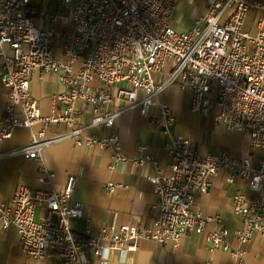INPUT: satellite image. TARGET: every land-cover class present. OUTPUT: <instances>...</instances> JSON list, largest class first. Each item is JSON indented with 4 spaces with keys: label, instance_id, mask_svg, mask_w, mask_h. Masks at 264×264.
Wrapping results in <instances>:
<instances>
[{
    "label": "built area",
    "instance_id": "built-area-1",
    "mask_svg": "<svg viewBox=\"0 0 264 264\" xmlns=\"http://www.w3.org/2000/svg\"><path fill=\"white\" fill-rule=\"evenodd\" d=\"M205 2L206 12L194 27L176 33L172 28L175 0H60L59 14L52 16L38 10L32 0H0V82L8 91L0 115V144L16 128L41 125L28 144L0 153V160L21 156L41 161L46 147L69 139L76 145L111 148L115 163H150L155 172L146 178L157 197V216L150 226L102 229L95 237L86 230L88 236L81 241L71 228L72 220L83 216L80 204L69 203L75 186L72 177L60 192L17 185L8 202L0 200V224L16 230L25 255L40 262L52 258L86 264L89 256L105 257L112 249L135 250L138 240L179 245L191 229L204 231L206 225L221 222L220 217H205L194 208L196 194L208 193L219 172L227 185L239 179L246 188L236 189L231 198V209L243 225L233 238L243 244L255 235L264 237V3ZM253 9L263 13L256 21V32L248 33L244 21ZM36 15L66 29H43L36 25ZM58 39L62 59L55 54ZM166 70L163 80H154V73ZM34 72L55 76L64 87L53 96L59 108L52 107L48 116L30 92ZM172 85L192 91V111L209 116L216 107L218 125L247 132L251 145L261 150L259 159L241 160L228 152L198 154L187 137H174L175 120L169 106L161 102H157L159 115L151 122L170 142V175L148 155L124 156L115 134H87L90 128L114 126L123 112H111L114 100L124 101L129 109L138 107L141 116L147 117L158 95ZM81 105L91 110L89 124L78 122ZM62 124L69 130L47 135L52 126ZM52 178L48 174L38 181L50 183ZM40 207L43 215L37 214ZM206 243L210 250L229 253L246 264L242 250L231 246L228 229L213 230L206 235Z\"/></svg>",
    "mask_w": 264,
    "mask_h": 264
},
{
    "label": "crops",
    "instance_id": "crops-1",
    "mask_svg": "<svg viewBox=\"0 0 264 264\" xmlns=\"http://www.w3.org/2000/svg\"><path fill=\"white\" fill-rule=\"evenodd\" d=\"M264 3V0H258ZM175 14L180 9L181 15L190 16L187 32L194 27L195 20L205 14V0H175ZM44 10L42 5L36 6ZM50 8V6H49ZM47 10V8H46ZM45 10V11H46ZM258 9L251 10L244 21V30L256 32V21L262 15ZM37 26L46 30L62 31L66 28L50 20H41L34 16ZM175 22L172 21V28ZM176 30V29H175ZM61 40V39H58ZM62 41V40H61ZM56 42V40H55ZM54 42V44H55ZM55 46V54L63 58L62 44ZM168 70L154 73L155 81L163 80ZM96 83V82H95ZM97 86V85H95ZM33 98L40 101L41 111L48 116L52 107L60 104L53 96L64 91L63 85L55 76L34 72L29 83ZM111 92V89L109 90ZM7 89L0 82V115L7 102ZM142 97V94H139ZM193 93L187 87L172 85L156 98L148 109V116L142 117L138 107L129 109L124 101L114 100L109 109L111 112L123 111L116 119L114 126L108 128H90L88 135L108 137L115 134L121 141V152L127 158H137L148 155L155 159L160 170L170 175L169 140L160 133L151 122L159 115L157 102L165 103L170 108L174 118L173 135L175 138L187 137L200 155L228 152L241 160L257 161L261 150L251 145L247 132L229 130L218 125L214 114L203 116L191 110ZM78 122L89 124L92 114L89 107L78 106ZM40 124L29 128H16L12 137L0 144V153L24 146L31 140V135L37 134ZM69 130L62 125L52 126L47 135L62 133ZM150 163L142 166L132 162L115 163L111 148L87 147L76 145L73 140H63L46 147L42 151L41 161L27 160L21 156H11L0 160V200L8 202L17 185H24L32 190L60 192L64 190L66 181L72 177L75 186L70 204L82 206L83 216L71 222V228L76 240H85L89 236H97L102 229L118 230L123 225L148 227L157 216V197L151 192L146 180L154 174ZM52 174L50 183H41L38 179ZM224 173L219 172L212 178V187L206 194H196L194 208L205 217H220L221 222L206 225L204 231L193 228L182 238L179 245H155L149 240L135 242L136 249L121 252L112 249L105 257L89 256L86 264H241L233 255L223 251H212L206 243V235L213 230L226 228L230 234V244L240 248L246 264H264V237L255 235L250 241L239 244L234 233L241 230L242 220L231 209V198L236 189H246L243 182L236 179L232 185L224 181ZM112 187L113 189H110ZM44 214L43 208L37 209V214ZM88 231V234L86 233ZM19 236L13 227L2 228L0 224V264H67L46 258L37 261L21 252ZM74 264V263H71Z\"/></svg>",
    "mask_w": 264,
    "mask_h": 264
},
{
    "label": "rangeland",
    "instance_id": "rangeland-1",
    "mask_svg": "<svg viewBox=\"0 0 264 264\" xmlns=\"http://www.w3.org/2000/svg\"><path fill=\"white\" fill-rule=\"evenodd\" d=\"M32 3L36 6L42 5L43 9L46 10V13L49 15H56L58 13V8L60 6V0H32ZM50 6V8H49ZM67 10V9H66ZM190 16L188 14L181 15L180 9H177L175 14L172 17L173 23L175 22V28L173 27V30L176 33H180L185 31L188 28V21ZM176 29V30H175ZM58 43V45L62 44L61 40H56L55 45Z\"/></svg>",
    "mask_w": 264,
    "mask_h": 264
}]
</instances>
